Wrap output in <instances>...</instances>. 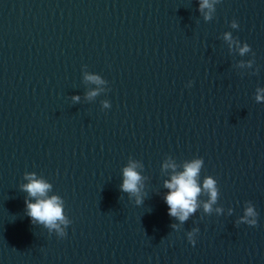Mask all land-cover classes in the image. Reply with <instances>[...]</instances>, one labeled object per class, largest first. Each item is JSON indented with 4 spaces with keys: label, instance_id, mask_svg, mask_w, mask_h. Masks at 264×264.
I'll use <instances>...</instances> for the list:
<instances>
[{
    "label": "water",
    "instance_id": "water-1",
    "mask_svg": "<svg viewBox=\"0 0 264 264\" xmlns=\"http://www.w3.org/2000/svg\"><path fill=\"white\" fill-rule=\"evenodd\" d=\"M202 3L0 0V264H264V0ZM195 159L181 223L165 184ZM52 197L64 237L27 215Z\"/></svg>",
    "mask_w": 264,
    "mask_h": 264
},
{
    "label": "clouds",
    "instance_id": "clouds-1",
    "mask_svg": "<svg viewBox=\"0 0 264 264\" xmlns=\"http://www.w3.org/2000/svg\"><path fill=\"white\" fill-rule=\"evenodd\" d=\"M204 7H209L208 0H203L201 4V9ZM207 19V17H206ZM235 26V25H234ZM226 39L230 38L226 35ZM248 51V46L241 49V55ZM87 79L96 82V77H87ZM261 90L258 89L259 93ZM96 93H91L90 95H95ZM78 97H74V100H78ZM257 102L264 101V96L257 95ZM203 159H195L190 163H186L184 166V171L174 175L171 182H166L165 186L172 190L166 196L165 201L169 206L168 215L171 217H176L181 223L189 219L190 214L194 213L197 208L196 198L200 193L201 189L197 186L196 178L201 170ZM136 165L130 163L128 167L123 169L124 181L121 186V191L128 193H137L139 191L137 185L141 179L137 171H135ZM30 182L23 186V190L26 191L31 197H43L45 193L49 190L50 185L43 182L42 180H36L33 176H26ZM214 180L207 178L204 181V188L208 190L211 202L205 204L204 208L206 212L211 211V203L216 200V191L214 187ZM28 212L27 215L35 221H39L49 228H56L60 231L61 237H64L66 233L59 230L57 221L67 225V221L64 219L63 209L61 204L58 202L57 197H52L51 199H38L36 203H27ZM257 213L254 212L253 208H248L245 212V217L256 216ZM242 223L245 221H241ZM250 226L255 227L257 220L246 221ZM198 231V230H197ZM189 242L194 246L196 241L191 238V233L189 234Z\"/></svg>",
    "mask_w": 264,
    "mask_h": 264
}]
</instances>
